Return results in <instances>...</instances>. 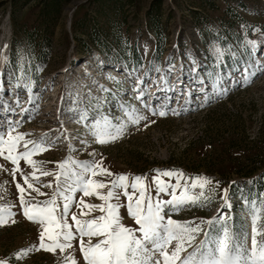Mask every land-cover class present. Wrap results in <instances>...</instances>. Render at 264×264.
Instances as JSON below:
<instances>
[{"label":"rangeland","instance_id":"374dc122","mask_svg":"<svg viewBox=\"0 0 264 264\" xmlns=\"http://www.w3.org/2000/svg\"><path fill=\"white\" fill-rule=\"evenodd\" d=\"M50 1L0 0V132L6 135L11 121L13 135L20 133L24 140L43 143V150L30 157L36 165L35 179L32 165L21 158L13 180L14 166L0 156V207L8 206L11 213L0 224V260L6 264H84L78 234L63 253L39 247L43 229L38 221L23 215L21 194L15 187L20 183L25 189L26 202L42 204L57 188L55 173L63 171L58 164L66 160L98 162L113 173L112 177H93L106 181L100 190L105 193L110 186L107 181L120 174L128 177L129 184L132 177L140 176L153 203L154 176L168 184L177 180L175 176H158L154 170L179 171L183 174L181 188L187 184V194L200 196V200L185 203L179 210L166 206L165 218L199 224L225 215L230 217L229 231L250 249L252 201L260 209V194L264 193V67L248 81L243 80L242 73L243 64H249L252 71L264 66V0H55L54 9ZM151 9L158 10L159 19L148 25ZM154 24L157 36L152 33ZM249 40L256 42L255 48L247 46ZM213 46L228 50L220 66L223 72L237 71L222 85L226 94L213 95L200 107L204 96L198 88L212 93L205 73L215 62ZM191 67L197 69L195 76ZM145 71L149 73L146 76ZM137 74L146 93L144 100L153 107L168 104L176 114L168 110L161 117L143 110L141 114L148 119L127 123L115 140L97 143L90 134L97 113L118 123L127 121L121 103L140 108L132 91ZM161 76L166 77V84L160 82ZM197 79H203V85H198ZM89 83L88 89L95 86L99 93L87 103L77 102L83 96L80 87ZM188 90L191 94L186 103L183 92ZM24 150L23 142L17 145V151ZM67 166L75 168L71 163ZM21 174L44 195L28 189ZM200 175L213 182L205 187L203 196L199 187L191 186V178ZM59 179L63 192L68 183L63 182V176ZM49 183L51 187H47ZM209 187L214 191H208ZM117 191L119 199L109 202L119 205L125 226L135 227L127 216L128 200L123 190ZM127 191L133 194L131 187ZM176 195H180V188ZM72 196L68 216L61 217L70 225L72 213L80 220L101 215L99 210L76 207L80 200L102 204L96 196L85 197L80 192ZM160 196L170 198L167 193ZM222 196H227L228 205ZM242 197L248 199L247 206ZM63 202L57 196L61 213ZM256 227L258 233H264V211L259 213ZM71 230L75 233L74 226ZM256 238L260 241L262 236ZM82 239L87 242L89 238ZM201 239L202 232L195 243ZM45 243H50L47 237ZM172 247L174 242L169 251ZM22 249L28 251L17 258L15 254ZM155 255L158 258V253Z\"/></svg>","mask_w":264,"mask_h":264},{"label":"snow or ice","instance_id":"6c2138e0","mask_svg":"<svg viewBox=\"0 0 264 264\" xmlns=\"http://www.w3.org/2000/svg\"><path fill=\"white\" fill-rule=\"evenodd\" d=\"M248 47L255 48V41H246ZM227 49L219 46H213L211 54L214 58V63L209 72L205 73L210 81L212 93H209L204 87H199L198 91L203 94L204 101L200 107L205 106L213 95L226 94L227 88L222 87L226 80L230 78L231 73L237 69H231L224 73L221 69L225 53ZM251 55V54H249ZM235 54H232V59H235ZM259 63V62H257ZM261 67H256L254 71L250 70L249 64H243L242 78L244 81L250 80L254 77ZM159 72V69H156ZM190 71L196 74V67H191ZM145 71L144 75H148ZM162 84L167 83L165 76L160 77ZM198 85H203V79H197ZM235 84V80H233ZM103 91H108L103 89ZM132 91L135 93L133 99L140 103V108L135 104L129 105L127 102L121 103L120 109L127 121L121 119L118 123H113L107 116H100L94 119L90 126V134L95 137L97 143H106L109 140H115L122 135L126 124H137L141 120L148 119L142 115L143 110H147L151 115L166 116L168 110L176 114V109L170 108V105L163 104L153 107L150 101L144 100L146 95L142 88V79L137 74L136 83ZM191 94V90L184 91L183 95L186 98ZM102 103V101H101ZM81 118L86 119L85 113H81ZM154 123V121H149ZM147 126V125H145ZM12 122L9 121L7 134L0 132V156H3L5 161H10L14 166L12 168L13 180L16 179L15 173L19 171L17 164L22 158L24 163L32 165L33 179H35L34 172L36 170L35 162L30 159L33 153L43 150V143L24 140L23 134L17 133L13 135ZM23 142L24 151H17V145ZM83 143V142H82ZM28 145H32L28 147ZM7 152V155L4 153ZM71 163L75 168L68 167ZM0 167H3L0 165ZM58 168L62 172H56L57 188L53 192L50 199L45 200L42 204H33L26 202L24 198L25 189L20 183H16L15 187L19 196L20 209L23 215L29 220L38 221L43 231L40 232L39 247L49 252H55L59 249L63 253L65 249L71 248L69 243L78 234L79 251L83 258L84 264H264V233H258L256 222L261 211H264V193H261L260 209H257L255 200L252 201L251 218H252V240L251 248L245 247V244L227 227V220L230 217L220 215L212 219L202 220L199 224L180 223L173 220L170 216L166 219L164 212L166 206H170L173 210H179L185 203H196L200 200V196L193 197L187 194V184L181 188L180 179L183 174L176 170L156 169L158 176H165L171 179L173 176L177 178L175 184H168L157 179L156 176L152 178L155 183L156 201L153 203L151 192L143 185L140 176L131 178L129 184L128 177L120 174L118 177L107 181L110 185L107 191L101 192V189L106 187V181L103 179H93L95 176L112 177L113 173L107 169L102 168L98 162H80L76 160L62 161L58 164ZM44 176L50 175L47 171H41ZM64 177V183H68L65 191L60 190V177ZM21 178L27 185L28 189H32L38 195H44L39 188H34L33 184L29 182L28 176L21 174ZM186 179V178H185ZM212 180L203 175L192 177L191 186L193 188L199 187L201 196L204 195L206 186L212 185ZM217 184L219 182H216ZM251 184L252 181L247 182ZM74 185V186H73ZM51 187V183L47 185ZM131 187L133 194H130L127 189ZM180 188V195H176V190ZM123 190V195L127 198V216L134 220L135 227H128L122 222V217L118 211L119 205L109 201L118 200L119 192ZM171 189L169 193L168 190ZM208 191H214L212 187ZM227 191V190H224ZM80 192L83 196H96L102 204H88L83 200L76 203L77 208L99 210L101 215L86 220L77 218L76 213H72V224L70 225L66 219L69 209L73 201V193ZM139 192V195H134ZM67 193V194H65ZM167 193L170 198L162 199L160 194ZM57 196L62 199L63 211L58 210L56 204ZM206 199L208 197H205ZM225 205H228L227 196H222ZM245 206L249 201L246 197H242ZM83 211L81 215H84ZM11 215L8 212V206L0 207V224L6 222V217ZM204 225H207L204 227ZM218 225V226H217ZM75 228V233L71 230ZM203 233V239L198 244L195 243L197 236ZM138 233V235H137ZM261 235L262 239L257 240V235ZM245 239L247 233L244 234ZM45 237L50 243H45ZM88 237L85 242L82 238ZM95 237L96 241L93 243L92 239ZM174 247L169 251V245ZM188 249H191L188 251ZM28 249H22L15 255L19 258L22 254H26ZM158 253V258L155 254ZM184 253V255H181ZM0 264H6L5 260H0ZM71 264H76L71 261Z\"/></svg>","mask_w":264,"mask_h":264},{"label":"trees","instance_id":"16d2710c","mask_svg":"<svg viewBox=\"0 0 264 264\" xmlns=\"http://www.w3.org/2000/svg\"><path fill=\"white\" fill-rule=\"evenodd\" d=\"M55 3H56V1L55 0H51L50 2H49V5H50V7H51V9H54V7H55ZM158 10L157 9H151L148 13H147V15L148 16H150V15H152L151 17H150V20L148 21V25H151V22H152V20H155V22L156 23H158V19H159V17H158ZM153 23V22H152ZM152 33L154 34V35H158V27H156V24H154V27L152 28ZM133 62H136V60L134 59V60H132V63Z\"/></svg>","mask_w":264,"mask_h":264}]
</instances>
